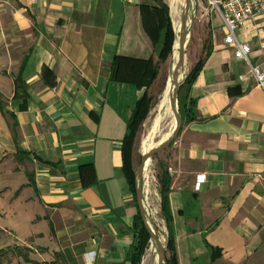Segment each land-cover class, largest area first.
I'll return each mask as SVG.
<instances>
[{
	"label": "crops",
	"instance_id": "0c3cea01",
	"mask_svg": "<svg viewBox=\"0 0 264 264\" xmlns=\"http://www.w3.org/2000/svg\"><path fill=\"white\" fill-rule=\"evenodd\" d=\"M213 1L197 0L202 43L190 68L208 39L213 50L188 91L198 119L183 123L165 160L176 250L179 264H211L206 243L222 250L214 264H264V92L250 67L264 74V19L238 30L251 48L250 64L238 61ZM146 2L0 4V97L19 124L16 139L0 111V199L9 193L35 209L38 248L62 264H129L139 206L122 147L146 90L112 80L111 65L116 55L157 56L143 28ZM20 76L28 99L14 102ZM136 158L135 144V171Z\"/></svg>",
	"mask_w": 264,
	"mask_h": 264
},
{
	"label": "trees",
	"instance_id": "16d2710c",
	"mask_svg": "<svg viewBox=\"0 0 264 264\" xmlns=\"http://www.w3.org/2000/svg\"><path fill=\"white\" fill-rule=\"evenodd\" d=\"M147 1L148 2L143 3L140 6L141 18L144 31L152 42L157 56H153L148 59H139L130 56L116 55L111 65L112 80L126 84L134 90H146L144 96L136 102L133 108L132 115L128 121L127 133L123 140L122 147L124 174L128 181L129 188L135 195L136 200L137 183L136 171L134 170L132 160L133 150L138 135L143 129L144 123L149 118L152 110L155 109V106L159 103L158 99L153 97L152 90L155 87V83L160 76L162 65L167 63L171 58L176 42V33L174 30L168 4L164 0ZM212 51L213 50L210 46V39H208L204 44L203 55L187 74L186 79L181 87L178 100L179 111L182 116L183 123L187 120L191 122L198 119L196 113V101L189 98L188 91L204 68L207 60L212 54ZM54 85V82L50 84V86ZM15 86L16 92L13 99L14 102H18L21 100L26 101L28 99V93L25 86V77L20 76L19 78H17V80L15 81ZM23 106L25 105L21 106L22 109ZM0 111L4 118L11 121V123H9V127L12 135L17 139V130L19 127L17 117L12 112H8L6 110V104L1 97ZM85 168L86 167L80 168V177L82 181L83 170ZM159 170L160 173L157 179L159 183V194L161 198L160 210L168 231L166 245L167 264H179L176 250V240L173 232V218L169 198L172 187V178L169 173L168 166L160 161ZM28 178L30 184H33L34 175L28 174ZM84 186L87 187V184H84ZM216 227L217 225L211 227L209 230L211 231ZM135 234L136 241L130 251L127 261L129 264H142L146 251L150 247L152 236L149 230L146 228L145 222L139 210L138 214L136 215ZM206 248L210 254L211 264H214L219 258L222 257L221 249L214 248L207 243Z\"/></svg>",
	"mask_w": 264,
	"mask_h": 264
},
{
	"label": "rangeland",
	"instance_id": "374dc122",
	"mask_svg": "<svg viewBox=\"0 0 264 264\" xmlns=\"http://www.w3.org/2000/svg\"><path fill=\"white\" fill-rule=\"evenodd\" d=\"M171 1L174 2V0H166V2H170V3ZM175 1L178 4V6L181 7L180 8L181 17H179V21L181 22V18L183 15V9H184V5H183L184 3L182 0H175ZM194 3H195V7L191 14V17L193 16L195 18V23L191 30L189 43L186 49V53L188 56V64H189L187 68L186 76L191 70L190 64L192 63L195 57L194 51H197V49H199L202 43L200 36H199L200 35L199 28L202 24L200 23L201 18L198 14L199 10L197 6V0H194ZM174 30H176L175 26H174ZM177 37H179L178 33H176V40H177ZM170 69H171V58L169 59L167 63L162 65V69H161L162 73L160 72V76L155 83V87L152 90L153 97L158 99L159 102L165 90L167 80L172 75V70ZM157 106L158 105H156L155 109H153L152 112L150 113V116L144 123L143 129L138 135V138L136 141V152H137L136 174L141 165L142 154H146L152 148L158 146V144L161 142V138L165 134H167L168 131H170L171 129L167 126L168 121H166V123L164 122L162 124L163 127L159 126V128L157 129L156 134H155L156 137L154 136L156 140V145H152L151 147L147 148L145 151H141V148H142L141 142H142L143 136L148 135V133H150V130L153 129V124H154V121L158 113V111L156 110ZM169 148H167L164 152L158 154L156 157H154L151 160L152 172H150L149 176L150 175L152 176H150V181H151L150 184L146 182L145 178L143 181L145 204H146V209L149 214V220L157 227L159 234L161 233L160 237L163 238L165 246L167 245L168 233H167L166 225L162 218V214L160 210L159 183H158L157 177L160 173L159 161L164 164L166 163L165 160H166L167 153L169 152ZM136 183H137V176H136ZM1 194L2 193H0V195ZM9 196L10 194L7 193L5 195V198L2 197L0 199V264H35L36 262H39L40 264L42 263L44 264L47 261L51 262L54 260H57L59 264L64 263L63 258L61 257L56 258L55 255L47 256L43 250L38 248L42 240L34 236V230H37V228L35 229L34 224L30 221L31 215L35 213V209L31 207L29 204H27L26 202L15 201L14 195L8 198ZM153 215H154L155 220L151 218ZM152 243L154 244V242L151 241V244ZM35 250L38 251L39 255L41 256H37ZM147 251L143 258L142 264H144ZM205 263H206V258H203L198 261V264H205ZM152 264H157V260L153 261Z\"/></svg>",
	"mask_w": 264,
	"mask_h": 264
},
{
	"label": "water",
	"instance_id": "95a60500",
	"mask_svg": "<svg viewBox=\"0 0 264 264\" xmlns=\"http://www.w3.org/2000/svg\"><path fill=\"white\" fill-rule=\"evenodd\" d=\"M194 7H195L194 0H185L183 15L181 18V25H180L181 29H180L179 37H177L176 44H175L174 51H173L174 53L175 48L177 46L179 50L178 61L175 67L173 68L172 75L170 77L172 78L173 84L175 86L173 93L171 95V99H170V107H169L170 111L164 112L163 116L160 118L158 122V127H157L158 129L159 126H162L164 122L168 121L167 126L169 128H172V124L173 122H175L173 133L170 137L161 141L158 144V146L153 148L151 151L147 152L146 154H142L141 165L136 174L137 176V189H136L137 202H138L140 213L145 222L146 228L149 230L152 236V242H154L157 252H158L157 264H167V249L159 236L158 229L149 220V214H148V211L146 209V204H145L143 181L145 177V171H146V168L149 162L154 157H156L158 154L164 152L167 148H169L177 140L180 134L181 128H182L183 119L179 111L178 96H179L181 87L186 79V76L183 80H181L180 71L184 69V67L186 66V57H187L186 49L189 43L191 30L195 23V18L193 16L191 17ZM190 17H191V25L189 26ZM155 129H152V131L154 132V136L157 131V130L154 131ZM150 224H152V226Z\"/></svg>",
	"mask_w": 264,
	"mask_h": 264
},
{
	"label": "built area",
	"instance_id": "2783aa9c",
	"mask_svg": "<svg viewBox=\"0 0 264 264\" xmlns=\"http://www.w3.org/2000/svg\"><path fill=\"white\" fill-rule=\"evenodd\" d=\"M4 0H0V4ZM35 3L37 0H29ZM213 6L216 8L223 21L225 36L224 43L235 49V57L238 61L250 64V46L238 41L237 32L250 20L264 19V0H215ZM251 67L257 85L264 92V74L258 68ZM206 181V176H200L196 183V189L200 190Z\"/></svg>",
	"mask_w": 264,
	"mask_h": 264
},
{
	"label": "bare ground",
	"instance_id": "6f19581e",
	"mask_svg": "<svg viewBox=\"0 0 264 264\" xmlns=\"http://www.w3.org/2000/svg\"><path fill=\"white\" fill-rule=\"evenodd\" d=\"M183 1V5H185V0H182ZM180 3V2H179ZM182 3V2H181ZM170 6V5H169ZM180 8L178 6V4L176 3V1L174 0L171 1V16H172V20H173V25L176 27V32L180 33V25H181V22L179 21V17H181V12H180ZM191 25V17H190V21H189V26ZM178 47L176 46L175 48V52L173 53L172 57H171V69L170 70H173V68L175 67V65L177 64V61H178ZM188 56L186 57V66L184 67V69H182L180 71V78L181 80H183L186 76V72H187V68H188ZM175 86L173 84V81H172V78H168L167 80V83H166V87H165V90L161 96V100L157 106V117L154 121V124H153V129H155L154 131L157 130V127H158V122L160 120V118L163 116L164 112H169V107H170V99H171V95L173 93V90H174ZM156 111V112H157ZM171 113V112H170ZM172 114V113H171ZM172 116V115H171ZM166 123V122H165ZM157 124V126H156ZM174 125H175V122H173L172 124V128L170 129V131H168L167 134H165L162 138H161V141L167 139L168 137H170L173 133V129H174ZM163 127V126H162ZM166 127V126H165ZM147 128V127H146ZM152 128V127H151ZM162 129V128H161ZM169 129V128H168ZM149 130V128H148ZM152 130V129H151ZM150 130V133H148V135L146 136H143L142 138V148H141V151H145L147 148L151 147L152 145H156V140H155V137H154V132ZM165 131V130H164ZM161 133V132H160ZM162 134V133H161ZM158 138V137H157ZM155 148V147H154ZM153 149V148H152ZM151 149V150H152ZM150 150V151H151ZM149 152V151H148ZM151 167H152V162L150 161L147 168H146V171H145V180L147 183L150 184V172H152L151 170ZM152 178V177H151ZM152 185V184H151ZM145 195V194H144ZM149 206V205H148ZM153 220L154 219V215L151 217ZM152 226V224H150ZM157 228V227H156ZM161 234V233H160ZM159 234V236H160ZM162 242L164 243V240L162 237H160ZM158 259V252H157V249L155 247V245L152 243L147 251V255H146V258H145V261H144V264H152L153 261H156Z\"/></svg>",
	"mask_w": 264,
	"mask_h": 264
}]
</instances>
